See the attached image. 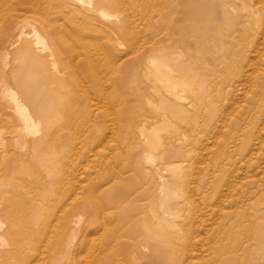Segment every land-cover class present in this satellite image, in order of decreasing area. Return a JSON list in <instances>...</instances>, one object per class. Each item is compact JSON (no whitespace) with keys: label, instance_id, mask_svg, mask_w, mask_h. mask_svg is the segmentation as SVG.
Listing matches in <instances>:
<instances>
[{"label":"rangeland","instance_id":"374dc122","mask_svg":"<svg viewBox=\"0 0 264 264\" xmlns=\"http://www.w3.org/2000/svg\"><path fill=\"white\" fill-rule=\"evenodd\" d=\"M64 1L0 0V264H264V0Z\"/></svg>","mask_w":264,"mask_h":264},{"label":"bare ground","instance_id":"6f19581e","mask_svg":"<svg viewBox=\"0 0 264 264\" xmlns=\"http://www.w3.org/2000/svg\"><path fill=\"white\" fill-rule=\"evenodd\" d=\"M60 1V0H59ZM62 1H64V0H62ZM79 3L81 2L82 4H83V2H84V0H77ZM88 1H90V0H88ZM65 2V1H64ZM89 4L91 3V2H88ZM50 5V4H49ZM91 5V4H90ZM89 5V6H90ZM50 7H51V5H50ZM36 9L37 10H44L45 9V7L42 5V4H38L37 6H36ZM50 10V9H49ZM98 15H99V12H98ZM104 17H107V15H106V13L105 14H102ZM111 16V15H110ZM115 17V16H114ZM108 18V17H107ZM111 18V17H110ZM44 23V22H43ZM112 23V22H111ZM41 26V25H40ZM106 27V26H105ZM25 29H26V26H18L17 27V35H16V38H17V40L18 41H20L21 39H23L24 37H25V34H26V32H25ZM117 30V29H116ZM45 31H46V33L48 34V36L49 37H51V33H52V31L50 30V29H46V27H45ZM33 36L35 37V39H36V43L38 44V45H44L45 46V48L47 47V44H46V40H45V38L43 37V35H41L40 33H39V31L37 30V29H34L33 30ZM51 41H52V44L54 45V46H56V44H55V42L51 39ZM16 44L17 43H13L12 45H11V47H9V48H7L6 50H5V52L3 53V55H2V58H3V60H5V61H7L8 59H9V57H10V54H11V51L16 47ZM35 45V44H34ZM55 53H53L50 57H52V58H54V57H58V58H60V59H64V56H63V54H62V51L61 50H59V49H55V51H54ZM53 69H55V68H53ZM7 75L5 74L4 75V78L7 80ZM9 78V77H8ZM3 97L6 99H10L11 100V102H12V104H13V107H12V109L10 110L9 108H7L8 110H10L11 112L13 111L16 115H18V116H20L21 117V121H23L22 122V124L24 125L25 124V129H27V130H29L33 135H37V134H40L41 132H40V126H39V124L37 123V121L35 120V118H34V115H33V113L30 111V109H29V107L27 106V104H25L22 100H20V98H19V96H18V93L15 91V90H13L12 89V87H11V85L9 84V83H6L5 85H4V89H3ZM9 101V100H8ZM9 117V116H8ZM17 117V116H16ZM6 119H7V117H6ZM20 120H18V121H20ZM14 125V124H13ZM20 125H21V123H20ZM16 126V125H15ZM22 129V128H21ZM42 129V128H41ZM22 132L24 131L25 132V130H21ZM18 132H19V129H18ZM17 132V133H18ZM22 132H20V133H22ZM23 132V133H24ZM30 132H28L29 134H30ZM17 133H15V134H17ZM26 133V132H25ZM11 134V133H10ZM19 134V133H18ZM32 135V136H33ZM15 136V135H14ZM16 137H19V135H17ZM22 137V136H21ZM24 137V136H23ZM14 139V138H13ZM24 138H21V140H23ZM22 143H20V145L21 144H23L24 143V141H21ZM18 143V142H17ZM43 141L42 140H38L37 142L36 141H34V147H33V153L34 154H36L37 152H39V151H41V149H42V147H43ZM52 145V144H51ZM17 146V145H16ZM193 146V145H192ZM24 148V147H23ZM23 148H21V149H23ZM197 150V149H196ZM195 150V151H196ZM37 151V152H36ZM36 152V153H35ZM28 153H30V151H28ZM33 153H32V155H33ZM1 156V155H0ZM158 158V157H157ZM139 160V159H138ZM137 160V161H138ZM160 160V159H159ZM158 161V160H157ZM27 163V162H26ZM23 165V164H22ZM153 170V169H152ZM120 172V171H119ZM153 173V172H152ZM163 173H165V172H163ZM117 175V174H116ZM116 175H115V178H116ZM120 175V174H119ZM123 175V174H122ZM121 175V176H122ZM153 175V174H152ZM66 176V175H65ZM147 177V176H146ZM153 178V177H152ZM117 180V179H116ZM38 181V180H37ZM150 182V181H149ZM152 182V181H151ZM192 184V183H191ZM197 184H198V182H197ZM27 189V188H26ZM194 189V188H193ZM196 190V189H195ZM66 191V190H65ZM192 193V192H191ZM74 196H75V194H73ZM72 195V196H73ZM196 195V194H195ZM195 195H193V196H195ZM197 197V196H196ZM12 198V197H11ZM73 198H75V197H73ZM194 198V197H193ZM26 199V198H25ZM192 199V198H191ZM73 200V199H72ZM71 201V200H70ZM23 203H24V201H23ZM68 203V202H67ZM8 204V203H7ZM65 204H66V202H65ZM64 204V205H65ZM70 204V203H69ZM68 204V205H69ZM195 204V203H194ZM63 206V205H62ZM1 207H2V203L0 202V209H1ZM58 207V206H57ZM75 207V206H74ZM100 207V206H99ZM63 208V207H62ZM101 209V208H100ZM2 210V209H1ZM0 210V212H2ZM13 210H14V208H13ZM64 210V209H63ZM10 211H12V210H10ZM68 211V210H67ZM79 210H77V212H78ZM8 212V211H7ZM7 212H6V214H7ZM59 212V211H58ZM62 212V211H61ZM5 214V213H4ZM54 214V213H53ZM101 214V213H100ZM106 215V214H105ZM60 215H58V217H59ZM64 216V215H63ZM69 216V215H68ZM102 216V215H101ZM101 216L99 217V218H101ZM78 217V216H77ZM10 218V217H9ZM57 218V217H56ZM102 218H104L103 216H102ZM58 219V218H57ZM56 219V222H55V224H57V220ZM13 220V219H12ZM20 222V221H19ZM102 222H104L103 220H102ZM102 222H101V224H102ZM106 222V221H105ZM104 222V223H105ZM21 223V222H20ZM19 223V224H20ZM69 223V222H68ZM107 223V222H106ZM5 224V223H4ZM4 224L1 222V220H0V250L1 249H6V250H9V253L10 252H12V250H13V248L11 247V244H10V242L8 241V239H7V237H6V233H8V232H6L5 234H3L2 232H3V229H4ZM9 224V223H8ZM77 224V223H76ZM21 225V224H20ZM28 225V224H27ZM106 225V224H105ZM24 226V225H23ZM51 226V225H50ZM52 226H54V223L52 224ZM78 226V225H77ZM103 226H104V224H103ZM55 227V226H54ZM53 227V228H54ZM107 227H108V225H107ZM106 227V228H107ZM71 228V227H70ZM106 228H104V229H106ZM84 229V228H83ZM52 230V229H51ZM54 230V229H53ZM64 230V229H63ZM91 231V230H90ZM106 231V230H105ZM50 234V233H49ZM11 237H13V236H11ZM46 237V236H45ZM48 238V237H47ZM46 238V239H47ZM51 238V237H50ZM198 238V237H197ZM50 240V239H49ZM27 241V240H26ZM59 241V240H58ZM114 241H115V239H114ZM41 244V243H40ZM43 244V243H42ZM42 244H41V246H42ZM17 245V244H16ZM43 245H45V247H46V244L44 243ZM191 245V244H190ZM14 247H16V246H14ZM43 247V246H42ZM41 247V248H42ZM45 247H43V248H45ZM40 248V247H39ZM42 248V249H43ZM42 252H43V250H41ZM40 252V251H39ZM49 253V252H48ZM42 254V253H41ZM40 254V255H41ZM80 254V253H79ZM59 256H57V258H56V262H57V264H60V262H61V258H62V254L61 253H59L58 254ZM40 257V256H39ZM77 257V256H76ZM38 258V257H37ZM76 259V258H75ZM40 260V259H39ZM64 260V259H63ZM187 260V259H186ZM36 261H37V259H36ZM45 261V260H44ZM39 262V261H38ZM46 262V261H45ZM32 263V258H31V260L30 259H28L26 256H23V257H20V264H31ZM49 263V262H48ZM88 263V262H87ZM83 264H85V263H83ZM125 264V263H124Z\"/></svg>","mask_w":264,"mask_h":264}]
</instances>
